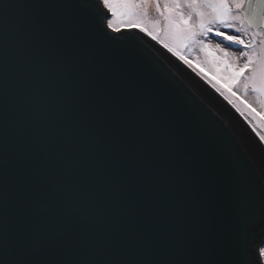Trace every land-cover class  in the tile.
I'll return each instance as SVG.
<instances>
[{
    "label": "snow or ice",
    "instance_id": "snow-or-ice-1",
    "mask_svg": "<svg viewBox=\"0 0 264 264\" xmlns=\"http://www.w3.org/2000/svg\"><path fill=\"white\" fill-rule=\"evenodd\" d=\"M160 3L99 0L110 14L117 11L113 4L131 12L135 5ZM163 3L165 11L191 9L181 18V45L199 44L218 66L235 68L225 81L232 96V84L245 71L244 87L264 96V0ZM201 5L212 9L210 17ZM46 6L60 5H32ZM245 22L255 26L251 35ZM31 33L15 73L6 56L0 61V264H234L238 252L216 234L211 161L183 133L164 98L95 45L73 51L72 34L56 20H34ZM164 47L192 67L178 49ZM74 73L86 79L74 80ZM40 129L52 143L33 142ZM259 140L264 151V137ZM178 196L195 213L194 243L172 223ZM165 245L184 258H154ZM254 259L264 264V244Z\"/></svg>",
    "mask_w": 264,
    "mask_h": 264
},
{
    "label": "water",
    "instance_id": "water-1",
    "mask_svg": "<svg viewBox=\"0 0 264 264\" xmlns=\"http://www.w3.org/2000/svg\"><path fill=\"white\" fill-rule=\"evenodd\" d=\"M4 4L12 7L5 9ZM111 16L99 0H0V61L6 56L10 75L15 73L28 52L32 22L56 20L72 34L73 51L93 44L110 54L117 68L123 65L150 83L166 101L183 133L211 161L218 192V240L238 252L233 256L234 264H255L257 248L264 244V151L258 146L260 134L224 95L176 54H170L160 40H153L149 32L140 27H111L109 31ZM108 36L110 41L105 39ZM73 79L85 80L86 74L74 73ZM14 84L10 83V95ZM86 89L84 85L78 91L82 95ZM33 142L49 144L53 137L47 129H40ZM14 148L10 140V150ZM171 220L194 243L195 213L183 206L182 196L177 198ZM153 256L161 261L184 258L166 245Z\"/></svg>",
    "mask_w": 264,
    "mask_h": 264
},
{
    "label": "rangeland",
    "instance_id": "rangeland-1",
    "mask_svg": "<svg viewBox=\"0 0 264 264\" xmlns=\"http://www.w3.org/2000/svg\"><path fill=\"white\" fill-rule=\"evenodd\" d=\"M113 7H115L117 11L111 16L110 20L112 25L120 29L121 26L130 27L135 23L136 26L143 27L149 33L155 35L163 44L168 43L174 49H178L180 54L189 58L188 60L192 64V67L203 75L205 79L211 81L212 85L215 84V88H219L220 92L231 101V104L234 105L252 124L256 131L264 137V96H258L257 93L251 90V87H244V85L248 83L245 73L238 76L237 82L232 84V91L236 92V96H232L228 91L225 81L230 80L235 68H228L224 65L218 66L212 61L211 57L201 51V46L199 44H190L186 47L181 45V38L184 32V25L181 18H186L191 15V9H189L187 5H182L178 13L176 11H165L163 0H161L159 5H135L131 12L129 11L130 6L113 4ZM200 7L207 16H211L212 9L209 6L201 5ZM168 8L171 9L173 6L168 5ZM233 11H236V9L234 8ZM169 17L171 18L170 20ZM191 23L192 21H189V24ZM237 26H239V24H237ZM216 27L219 26L216 25ZM244 27L248 28V25L245 23ZM252 32L253 29L248 28L249 35H251ZM210 47H215V45H210ZM217 54L219 55V53ZM177 56L180 57L179 55ZM234 64L236 66H241L243 64V59H234ZM253 109L258 112H255Z\"/></svg>",
    "mask_w": 264,
    "mask_h": 264
},
{
    "label": "bare ground",
    "instance_id": "bare-ground-1",
    "mask_svg": "<svg viewBox=\"0 0 264 264\" xmlns=\"http://www.w3.org/2000/svg\"><path fill=\"white\" fill-rule=\"evenodd\" d=\"M109 21H111V20H109ZM113 29H116V28H114L113 26H111ZM130 27H136V25H135V23H134V25H131ZM119 30V29H118ZM208 83H210V82H208ZM211 84V83H210ZM212 85V84H211ZM213 86V85H212ZM214 87V86H213ZM221 93V92H220Z\"/></svg>",
    "mask_w": 264,
    "mask_h": 264
},
{
    "label": "trees",
    "instance_id": "trees-1",
    "mask_svg": "<svg viewBox=\"0 0 264 264\" xmlns=\"http://www.w3.org/2000/svg\"><path fill=\"white\" fill-rule=\"evenodd\" d=\"M132 25H134V24H132ZM111 26H113L114 28H116L115 25H112V22H111ZM122 27H123V26H121L120 28H122ZM116 29H118V28H116Z\"/></svg>",
    "mask_w": 264,
    "mask_h": 264
}]
</instances>
